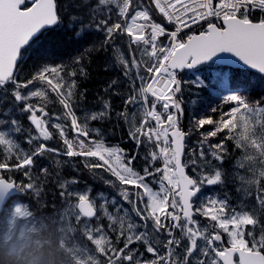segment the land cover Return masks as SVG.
I'll use <instances>...</instances> for the list:
<instances>
[{
    "label": "snow or ice",
    "instance_id": "1",
    "mask_svg": "<svg viewBox=\"0 0 264 264\" xmlns=\"http://www.w3.org/2000/svg\"><path fill=\"white\" fill-rule=\"evenodd\" d=\"M150 4L154 8L141 5L133 7L134 0H95L92 13L96 30L105 35L104 44H108L117 34L126 35L129 39L128 54L120 49L115 50L125 77H129L133 69L136 70L124 104L139 105L142 111L138 119L133 113L129 137L137 146H151L145 157L146 163L152 165L151 170L146 166L143 174L137 172L131 167L134 157L125 159L123 149L106 146L90 137L86 121L102 118L105 113L94 112L85 117V123H81L72 104L75 82H64L61 66L46 65L26 81L16 78L17 64L25 48L39 38L42 29L59 21L54 0H0V89L6 90L10 83L14 85L11 96L17 105L23 104V112L30 113L28 120L36 134H29L26 141L28 144L53 138V133L49 131L46 104L49 93H55L64 109V116L52 118L63 119L65 123H54L51 127L59 133L66 147L64 155L97 158L101 163L86 164V167L90 170L104 168L122 186L120 197L132 205L131 211L139 217L145 230L138 231L140 225L132 222L127 211L124 216L116 217L105 210L110 226L119 223L117 238H123L124 244L117 249L103 235L102 227L90 229L85 225L87 239L96 246L97 251L104 255L111 253L108 255V264H133L136 254L130 250V246L137 242H142L154 259L135 260V264H264V230L259 238L255 231L247 230L249 227L255 229L260 224L258 213H264V101L250 104L247 96L242 94L249 90L244 82L234 80L228 74L217 73L221 89L226 92L220 97L221 103L229 105V109L220 111L219 119H213L212 115L193 117L194 130L200 132L201 140L198 155L194 152L195 158L190 159L189 163L193 171L199 170L200 175L190 176L186 172L188 165L182 159L186 133L179 125L184 108L182 101L177 99L181 81L176 73L177 69H195L209 62H242L243 66L264 74V16L255 22L250 19L252 11L259 9L264 12V0H218L215 3L214 0H150ZM105 9L108 15L96 19V13ZM152 11L174 24V30L168 31L156 23L150 14ZM210 18H216L218 23L210 22ZM72 19L76 20V17ZM202 22L206 23L203 30L181 39L184 29ZM163 36L168 38L166 45L160 43ZM138 50L141 52L139 59L136 57ZM136 80L140 81L138 86ZM37 81L47 87L35 88L25 95L24 90ZM193 83L197 87L204 85L199 77ZM33 99L38 102L30 103ZM158 106L161 109L159 111ZM109 107L105 102V108ZM217 111V108L212 109L213 113ZM119 115L128 120L127 110ZM253 120L255 123H250ZM205 125H211L212 130L201 131ZM69 127L75 134L72 140L67 135ZM257 129L261 130L259 135ZM20 131L15 119L6 128L0 129V147L8 157L15 153L18 160L15 165L0 163V170L29 168L36 156L45 152L58 154L57 149L40 142L30 154L20 155L19 145L13 139V132ZM222 133H227L225 139L234 141L236 149L244 153L238 166H248L253 174L247 183L258 186L255 197L258 207L237 211L229 207L227 198H209L199 206L194 203L202 185L222 182L223 173L219 168L210 171L211 161L208 159L211 157L213 161L223 162L227 151L225 141L210 143V138ZM161 160V167H154L155 162ZM257 160L259 168L254 167ZM201 163L203 168L200 167ZM42 171L47 173V169ZM154 175H159L158 190H154L147 182V178ZM61 187L66 188V185ZM32 188V184L20 186L0 176V198L5 194L12 196L17 191L24 192ZM61 195L65 196L66 193L62 192ZM67 196H74L77 201L75 205L69 206V209L77 210V223L82 218H93L96 215V206L87 193H67ZM69 209L64 210L65 215L69 216ZM197 215L211 221V224L202 227L196 219ZM149 221L154 234H167L166 241L153 242L147 232ZM177 230L179 238L175 234ZM223 234L227 235V246L218 247V243H224ZM158 243H162L166 250L164 255H160ZM179 248H183L182 255L176 251ZM237 256L238 260L235 259ZM86 264H96V261L87 255Z\"/></svg>",
    "mask_w": 264,
    "mask_h": 264
},
{
    "label": "trees",
    "instance_id": "2",
    "mask_svg": "<svg viewBox=\"0 0 264 264\" xmlns=\"http://www.w3.org/2000/svg\"><path fill=\"white\" fill-rule=\"evenodd\" d=\"M94 5L95 0H56L59 23L55 27L42 31L39 38L25 48L15 75L18 80L26 81L31 78L32 74L46 65L50 67L61 66L63 69L61 75L64 82L66 84L75 82L72 104L73 110L81 123H85V117L94 112L105 113L102 118L86 121L90 130V137L103 142L106 146L123 149L125 159L134 157L131 167L143 174L146 166L150 170L152 168V165H148L145 160L151 146L148 144L137 146L135 141L130 139L129 116L136 105L124 104V100L129 95L132 87L131 78L135 77L136 70L133 69L129 77H125L124 68L117 61L115 51L120 49L123 53L128 54L129 39L126 35L117 34L108 44H104L105 35L103 32L96 30L93 21L92 7ZM137 5L154 8L150 4V0H134L133 7ZM150 14L154 21L165 23L168 26V23L158 12L152 11ZM107 15L105 9L103 12L96 13V19ZM74 16L76 20L72 19ZM250 18L260 19L261 16L258 13H252ZM112 19L115 22L114 15ZM160 43L166 45L168 43L167 36L161 37ZM140 56L141 52L138 50L136 52L137 59ZM77 58H79V63H77ZM226 70L234 80L238 79L248 86L249 90L242 94L247 96L250 104L264 101L263 76L250 70L234 68H227ZM193 72L184 71L180 74L183 82L179 98L183 102L184 123L188 127L187 143L191 139H201V137L196 136L197 134L200 135V132L194 130V116L199 118L212 115L213 119H217L215 116L220 111H228L229 109V105L221 103V96L212 92L208 87L214 82L211 78L214 69L203 66ZM71 73H75V75H70ZM141 74L144 73L141 72ZM192 74L203 80L204 85L197 87V85L191 84L192 82L187 79L192 78ZM113 81H115V84H113ZM139 83V80L135 81L137 86ZM13 87L14 85L10 83L7 85L6 90L0 89V129L10 125L13 119L19 121L21 131L18 133L13 132V139L19 145L20 155H23V153L30 154L40 142H45L48 146L63 153L45 152L36 156L33 165L29 168L0 170V175L4 172L17 177L21 185L26 183L33 185L34 191L23 192L19 199L29 212L36 216L37 230L36 235L32 236L28 244L19 252L9 253L5 250L0 236V264H60V242L56 228V215L63 206L64 197L61 193L64 192V188L61 185L66 184V202L72 200L71 197L67 196L69 189L78 187V184H92L97 188L100 179H97L96 173L86 167V164L101 162L94 157L85 159L81 156L68 157L64 155L66 147L62 139L57 137H53L48 141H35L33 144H28L26 141L29 134L35 135L36 133L28 120L30 113L23 112V104L17 105L11 96ZM46 87V84L37 81L34 85H30L27 90H24V94L26 95L27 91L35 90V88ZM37 102L36 99L30 101L33 104ZM39 102L44 103L43 101ZM105 102L110 105L107 109L105 108ZM213 108H217L218 111L213 113ZM46 110L49 112V131L53 133V136L60 137L59 133L51 127L54 123H65L63 119L52 118L53 116H64V109L55 93H49ZM125 110L129 114L127 121L119 115ZM67 123L70 125V121ZM191 126H193V130ZM209 130H212V126L205 125L201 131L206 132ZM226 134L222 133L213 138L216 142L225 141L227 151L224 153L222 163H228L234 155L232 151L233 141L225 139L224 135ZM67 135L70 140L75 138V134L70 127ZM3 162L14 165L18 163V160L15 153L8 157L3 148L0 147V163ZM160 165L161 161H157L154 167H160ZM221 167L224 166L221 165ZM43 169H47L46 174L42 171ZM157 179H159V175L147 178V182L153 189L156 188ZM73 181L76 182L73 183ZM103 185L107 187L105 183ZM261 221L264 222V213ZM179 235L180 233L177 230L176 236ZM75 236L80 237L79 230H76Z\"/></svg>",
    "mask_w": 264,
    "mask_h": 264
},
{
    "label": "rangeland",
    "instance_id": "3",
    "mask_svg": "<svg viewBox=\"0 0 264 264\" xmlns=\"http://www.w3.org/2000/svg\"><path fill=\"white\" fill-rule=\"evenodd\" d=\"M143 48V45L140 46ZM217 73H223V71L214 72V76ZM190 82H193V79H189ZM195 92V91H193ZM27 94V93H26ZM151 100V97H149ZM142 109L139 105H136L135 109L129 116V123L133 119V113L136 114V118H139V114L141 113ZM18 123L19 121L15 119ZM154 123V122H153ZM192 123V120H191ZM250 123L254 124L255 121H251ZM187 131H188V127ZM193 130V126H191ZM260 129H257V134H260ZM60 138L58 136H53ZM45 143V142H44ZM187 150H186V159H184V163L188 165L192 176L198 177L200 175L199 170L193 171L191 164L189 163L190 159L195 158L194 152L198 155L200 150L199 141L191 139L188 143ZM48 146V145H47ZM49 148H52L49 146ZM207 149V145H205V150ZM244 153L242 154V156ZM241 156V157H242ZM240 157V158H241ZM211 161L209 170L214 171L216 168H219L223 173L222 177V187L224 189L223 194L217 195V191L214 188L215 185H207L204 184L201 187V192L199 197L194 201V203L199 206L202 201H207L209 198H217L220 199L227 198V194H230L233 202L229 204L230 208H235L237 211L240 210H250L253 207H258L256 204V194H257V185L256 184H248L247 180L252 178V172L248 170V166L245 168H236L237 162H233L230 160L228 163L224 162L221 163L220 161H213L211 157L208 158ZM240 160V159H239ZM202 164V163H201ZM223 165L224 167H221ZM203 168L202 166H200ZM254 167L259 168V161L255 163ZM93 172L96 173L97 179H103L105 181H109L105 176L102 174L105 173V170H100L98 168L93 169ZM108 174H111L109 171ZM244 179H241V178ZM29 184V183H26ZM24 184V185H26ZM66 185V184H65ZM23 186V185H21ZM213 186V188H212ZM225 186V188H224ZM159 189V188H158ZM210 189V190H209ZM28 191H34V187L29 189ZM66 193V188L63 189ZM68 193H87L90 198L92 199L93 203L97 209V215L94 218H82L79 223H77L75 219V213L77 210L74 208L69 209L70 205H75L77 203L75 197H71L72 200H68L66 202V195L63 196V206L59 209V212L56 215V222H57V233L59 234V242H60V250H59V262L60 264H86L87 255H91L96 264H104L103 261L96 256L98 253L96 246L87 239V234L85 232V225L88 226L90 229L101 228L103 229V235L110 239L112 246L119 249L122 246H118L117 242L121 243L123 238L118 239V233L120 231L119 223L110 226V221L108 220L107 216H105V210L116 217L124 216L125 211L128 212L129 216L134 223L135 217L133 212L131 211L132 205L123 201V199L118 197L109 198L108 192H100L98 188L94 187L92 184H78V187L69 189ZM227 193V194H226ZM215 195V196H214ZM217 195V196H216ZM133 199H135L133 197ZM228 200V198H227ZM106 201V203H105ZM103 206V207H102ZM142 207V205H141ZM69 209V216L64 214V210ZM260 216V220L263 217V213H258ZM36 216L29 212L25 205H22L19 202H14L10 204V207L5 211L4 214L0 215V235L2 240H7L8 243L5 244L8 252L19 251L22 246H26L30 241L32 236L36 235ZM204 218L203 216H196V219L200 222L201 226L203 227V223L201 219ZM136 224L140 225L138 231H144L143 223L136 217ZM207 223L210 225L211 221L207 220ZM77 225V226H76ZM101 226V227H100ZM126 227V224H125ZM76 230H79L80 233L83 234V237L89 241H81L79 237L75 236ZM248 231H255L257 238H259L261 231L264 230V225L261 223L256 226L255 229L249 227ZM147 232L149 237L153 240V242L165 241V237L163 234L156 235L152 231L151 221L148 222ZM99 235L98 233L96 234ZM224 242L227 244V235L223 234ZM180 235L178 236V238ZM249 239H251L249 237ZM37 240V238H36ZM186 243V241H185ZM218 247H221L217 244ZM183 249V248H182ZM103 258L108 257V255H104L100 253ZM197 256L199 253L196 254ZM136 259V256H135ZM138 259V256H137ZM149 260V256L146 257ZM151 260V259H150ZM108 264V262L106 263Z\"/></svg>",
    "mask_w": 264,
    "mask_h": 264
},
{
    "label": "water",
    "instance_id": "4",
    "mask_svg": "<svg viewBox=\"0 0 264 264\" xmlns=\"http://www.w3.org/2000/svg\"><path fill=\"white\" fill-rule=\"evenodd\" d=\"M54 2H55V0H54ZM56 25V24H55ZM52 26H54V25H51V26H46L45 28H49V27H52ZM44 28V29H45ZM43 30V29H42ZM41 30V31H42ZM225 55H229V57H230V54H225ZM231 59H235V58H232V57H230ZM228 65H231V66H236V67H242V68H248L247 66H243L242 65V62H237V63H233V64H228ZM185 69V68H184ZM250 69V68H249ZM183 69H177L176 71H177V73H179L180 71H182ZM252 70H254V69H252ZM255 71H257V70H255ZM258 72V71H257ZM261 74V73H260ZM262 75H264V74H262ZM3 178H5V177H3ZM6 180H7V178H5ZM12 182H14V180H12ZM10 195H8V194H5L4 196H3V198H0V211L3 209V205H4V203L6 202V200H7V198L9 197Z\"/></svg>",
    "mask_w": 264,
    "mask_h": 264
},
{
    "label": "flooded vegetation",
    "instance_id": "5",
    "mask_svg": "<svg viewBox=\"0 0 264 264\" xmlns=\"http://www.w3.org/2000/svg\"><path fill=\"white\" fill-rule=\"evenodd\" d=\"M159 241H161L160 238H159ZM132 245L135 246V244H132ZM143 245H144V244H143ZM157 246L159 247L160 255H161L162 243H158ZM149 255H150L151 260L154 259V257H153L152 254H149ZM137 260H138V259H137Z\"/></svg>",
    "mask_w": 264,
    "mask_h": 264
},
{
    "label": "bare ground",
    "instance_id": "6",
    "mask_svg": "<svg viewBox=\"0 0 264 264\" xmlns=\"http://www.w3.org/2000/svg\"><path fill=\"white\" fill-rule=\"evenodd\" d=\"M101 227V226H100Z\"/></svg>",
    "mask_w": 264,
    "mask_h": 264
}]
</instances>
